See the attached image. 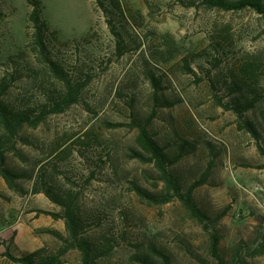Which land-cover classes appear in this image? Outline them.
<instances>
[{
	"label": "rangeland",
	"instance_id": "obj_1",
	"mask_svg": "<svg viewBox=\"0 0 264 264\" xmlns=\"http://www.w3.org/2000/svg\"><path fill=\"white\" fill-rule=\"evenodd\" d=\"M41 1L58 32L50 33L54 58L83 85L76 103L21 129V156L7 152L8 167L26 175L18 179L21 192L0 178V264L7 246L20 256L63 245L45 231L58 229V221L39 210L61 207L34 192L40 174L55 188L80 191L89 234L125 232L101 264H139L133 254L151 242L173 264H218L209 233L178 198L155 205L137 192L165 190L154 164L132 156L139 147L131 125L149 118L183 190L205 180L194 191L196 203L211 218L226 213L210 227L221 235L227 264L240 257L239 264H264V254L253 255L264 241V17L204 0H119L122 11L108 1L106 9L96 0ZM32 8L29 0H0V86L9 84L11 107L39 113L64 88L33 50ZM250 101L239 118L235 108ZM59 230L67 233L64 220ZM63 258L82 264L78 249Z\"/></svg>",
	"mask_w": 264,
	"mask_h": 264
},
{
	"label": "trees",
	"instance_id": "obj_2",
	"mask_svg": "<svg viewBox=\"0 0 264 264\" xmlns=\"http://www.w3.org/2000/svg\"><path fill=\"white\" fill-rule=\"evenodd\" d=\"M97 4L103 8H107L108 1L114 8L122 11L119 0H96ZM32 4V11L29 14V20L32 22V46L33 50L41 57V60L49 68V71L63 82V92L60 98L55 102H49L43 105L42 110L38 113L35 108H15L11 107L6 101L8 92V83H3L0 86V178H3L8 187L14 191H20L21 187L18 184V179L25 177V172L13 171L7 165V152L12 151L16 155L20 152L16 148V139L19 132L25 126L38 127L41 122L50 113H60L66 108L79 100L82 91V83H75L72 79L67 78L64 69L59 61L55 60L52 52L50 33L54 36L58 33L52 31L49 22L44 18V5L41 0H29ZM207 6L218 8L225 11H241L247 8L254 10L256 13L264 17V0H204ZM52 31V32H51ZM255 67V65H254ZM247 73H253L249 67H244ZM154 84L158 86V82ZM227 109L233 106L223 104ZM253 102L236 107L239 118H244L245 112L251 109ZM149 118L146 123L133 122L131 127L138 129L136 143L139 150H133L132 156L142 162L153 163L158 170L160 180L164 184V191L160 194H150L140 187L137 192L143 199L149 203L160 205L171 202L174 198H178L183 207L187 210L192 219L198 221L203 229L210 236V255L217 261L218 264H227V261L221 253L220 241L221 235L214 228L211 229L210 222L218 223L226 213L219 214L215 218H211L204 210L196 203L194 197L195 189L202 185L205 180L197 181L192 184L187 190H183L179 181L173 176L170 171L171 161L168 160L166 150L154 138L150 129ZM123 125L122 123L115 126ZM245 127L255 137L258 138L253 123L246 121ZM35 193H44L53 203L61 207L60 211L56 210H39L40 213L50 215L55 220L63 219L66 226V234L57 228H47L45 231L57 237L62 241L63 245L56 253L48 252L45 247L37 250L26 252L20 256L14 255L9 246L3 252V256L19 264H62L63 258L71 249H78L81 253L82 264H101L102 257H108L113 250L119 245V238L126 239L125 232L115 234L111 230H102L98 237H94L84 227L86 225L84 217L79 212L80 207V191L74 189H64L62 187L55 188L49 183H46L44 176L40 174L33 188ZM213 227V226H212ZM85 228V229H84ZM85 230L88 232H85ZM146 246L144 250H139L133 254L134 260L139 264H173L172 256L158 247L154 243H143ZM138 247V246H137ZM238 253V250H237ZM241 253V251H240ZM264 254V241L259 248L253 250V255ZM239 256V255H238ZM238 261L245 263L240 257L235 259L234 264H239ZM241 263V264H242Z\"/></svg>",
	"mask_w": 264,
	"mask_h": 264
},
{
	"label": "crops",
	"instance_id": "obj_3",
	"mask_svg": "<svg viewBox=\"0 0 264 264\" xmlns=\"http://www.w3.org/2000/svg\"><path fill=\"white\" fill-rule=\"evenodd\" d=\"M57 221H58V229H61V225H63V220L59 219V220H57ZM1 261H2L4 264H19V263H16V262L10 260L9 258H7V257H5V256H3V257L1 258ZM62 264H69V263L64 261Z\"/></svg>",
	"mask_w": 264,
	"mask_h": 264
}]
</instances>
